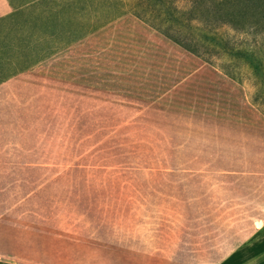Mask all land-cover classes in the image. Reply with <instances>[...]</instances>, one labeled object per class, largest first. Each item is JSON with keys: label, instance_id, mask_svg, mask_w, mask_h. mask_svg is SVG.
Instances as JSON below:
<instances>
[{"label": "crops", "instance_id": "obj_1", "mask_svg": "<svg viewBox=\"0 0 264 264\" xmlns=\"http://www.w3.org/2000/svg\"><path fill=\"white\" fill-rule=\"evenodd\" d=\"M38 1L0 0V27ZM28 213L44 230L26 239L57 259L83 248L78 219L95 217L119 221L97 226L117 239L101 249L133 257L91 264H264V116L239 84L123 13L0 82V221ZM143 218L163 224L143 230ZM176 219L214 235L160 242L186 233Z\"/></svg>", "mask_w": 264, "mask_h": 264}, {"label": "trees", "instance_id": "obj_2", "mask_svg": "<svg viewBox=\"0 0 264 264\" xmlns=\"http://www.w3.org/2000/svg\"><path fill=\"white\" fill-rule=\"evenodd\" d=\"M186 4L179 7L165 0L148 2L161 16L164 28L147 21L133 9L114 13L96 24L81 23L83 30L77 34L72 33L71 26L65 27V23L40 27L32 20L16 25V31L23 30L28 34L14 42L8 41V36L0 40V82L58 47L129 12L239 84L250 104L264 116V0H187ZM112 6L111 1H107L103 9L109 10ZM187 11L192 13L190 18L182 16V12ZM184 27L190 32V36L184 35L185 39L169 32L170 29L179 31ZM74 34L65 42L49 46L58 38ZM29 35L33 37L28 38Z\"/></svg>", "mask_w": 264, "mask_h": 264}, {"label": "rangeland", "instance_id": "obj_3", "mask_svg": "<svg viewBox=\"0 0 264 264\" xmlns=\"http://www.w3.org/2000/svg\"><path fill=\"white\" fill-rule=\"evenodd\" d=\"M107 1H111L113 6L110 7L109 10H104L103 8ZM149 1L151 0H39L36 4H33L28 11L17 14L13 18V24H10L12 22V19H10V25L8 24L7 26L0 27V40L2 41L8 36V41L14 42L17 38L23 39L26 37L28 34L27 31H16L14 28L16 25H20L26 21L33 20L36 25L40 27L65 23V27L71 26L70 30L72 33L76 32L75 34H77L83 30L80 26L81 23L96 24L103 22L114 13L123 12L129 9H133L147 21L164 28L165 26L160 22L161 16H158L156 9H153L148 5ZM165 2H173V4L179 7L187 5V0H165ZM191 14L192 13L190 11L184 13L182 12V16H185V18H190ZM34 30H36V28H34ZM169 32L179 37H183L184 39V35L190 36V32L186 27L179 29V31L170 29ZM75 34L67 36L66 38H58L55 42L50 43L49 46L53 47L61 42H65L74 37ZM32 37L33 35H29L28 38ZM186 41L190 42L189 39H186ZM96 175H99V171H96ZM80 192H85L82 187H80ZM31 204V208L39 213V210L40 212L42 211L41 207L44 205V200L41 203L39 201H33ZM224 207L226 206L224 205ZM30 215L31 214L28 213L25 217L18 218L16 215L9 214L4 217L2 221H0V230H14L8 234L0 235V264H64L65 262H68L72 256L75 257V259H80L79 264H91L92 262H100V260L104 261L108 258L118 257L119 254L123 257H133V250H121L119 252L117 249L115 251L101 249L103 248L104 243L115 245V240L117 239H108V237L103 233V227L97 229V226H103V224L106 225V223L107 227L114 226L115 224H119V221L113 218L105 220L103 218L92 217L91 219H78L77 225L79 226L80 233L76 235L75 238H78L80 241L85 243L83 248L81 245L79 251H64L62 259H57L55 258V255H58V253H55L58 251L55 250V245L51 246V244L48 245L46 242H40L38 240L29 242L26 239L29 235L28 233H40L44 230V225L39 223L38 219L29 217ZM212 220L214 221V217L210 219V221ZM69 221L70 219H64L65 223H68ZM126 221L130 226L136 224L134 223V219H128ZM137 222L139 225L143 224V226L146 227L142 228L143 230L147 228L151 229V226L158 227L163 224V220L157 218H143L142 221ZM173 222L176 226L181 227V230H185L186 233L176 230L175 233H170V235H160V242L174 241L175 244L188 241L199 242L206 236L214 235V232H207V234H204L205 230L203 228H195L199 224L197 220L187 219L184 222L181 219H176L173 220ZM214 223L216 224V221L209 225V227L212 225L214 226ZM183 226H189L190 228L184 229ZM93 229H95L96 232L90 233ZM208 230L211 229L208 228ZM149 234H144L140 237V241H142L144 245L149 243L152 238V235ZM138 237V234L133 233L132 235H124L122 240H126L127 243H134L137 241ZM58 248L60 251L61 247L58 246ZM139 255V258L144 259L147 255V251L143 250L142 254Z\"/></svg>", "mask_w": 264, "mask_h": 264}]
</instances>
